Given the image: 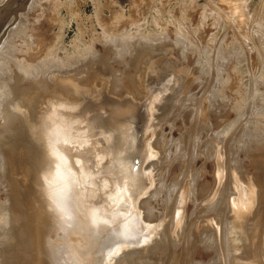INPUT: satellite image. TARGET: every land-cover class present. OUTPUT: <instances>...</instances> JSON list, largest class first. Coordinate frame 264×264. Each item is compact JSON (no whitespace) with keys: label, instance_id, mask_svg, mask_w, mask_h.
I'll use <instances>...</instances> for the list:
<instances>
[{"label":"rangeland","instance_id":"374dc122","mask_svg":"<svg viewBox=\"0 0 264 264\" xmlns=\"http://www.w3.org/2000/svg\"><path fill=\"white\" fill-rule=\"evenodd\" d=\"M32 12L33 17L16 22L15 28L9 35L7 48H2V53H0V91L2 90L0 92V107H2L0 108V114L2 113L0 126L6 128L9 124L11 128L17 126V119L12 120L14 125L11 122L8 124L3 121V115L7 119L8 114H14L8 101L10 97L6 96V91H9L7 88L16 89L17 93L23 91L22 97H25L27 88L24 87L37 83L39 72H50V70L51 72L56 71V73L47 75L44 80L56 83V89L70 86L71 93L83 97L77 104L78 109L69 115L78 113L77 116H84L86 110H89L87 118L90 120L88 123L93 133L92 136L97 137L98 135V127H100L102 116L105 114L107 101H111L115 105V110H120L125 106L124 100L135 103L134 106L138 110V114L143 115V119L140 118L142 120L140 125L144 127L140 133L135 134L133 141L137 146L135 152H138V147L142 149L139 157H136L137 161L134 167L141 171L139 182H143L145 187L131 201V197L125 196L120 185L111 187L108 181H104L108 175L104 171L105 160L109 159L107 158L108 154L105 157L100 154L97 162L93 165V171H86L83 168L81 156L74 155L75 150H73L84 145V137L81 132L77 135L70 133L65 135V137L67 136L64 138L66 142L74 141V143L70 144L69 142V144L63 145V151L67 150L68 156H71L72 167H68L63 159L60 169L66 179L68 176L72 178L73 186L78 184V190L72 193V204L74 205V219L79 223L77 227H74L76 229L70 226L72 232L64 231L66 238L60 240V236H56L57 241L52 243L55 245V250L62 253L65 262L68 264H161L163 261L165 264H175L181 250L189 251L191 249L194 251L190 258L185 250L183 253L187 256L180 254L182 257H179V260L183 259V264H226L227 262V264H264V200L260 203L262 206L259 205L260 208L256 211H259L258 214H255L257 209V207L255 209L257 203L255 195L251 201L252 207L239 210L236 213L230 205L224 206L223 211L218 205L214 208L213 201L215 202L218 196L224 194L225 191L222 183H229L233 178L230 176L231 180L227 176L229 179L226 181V168H224L226 162L223 157L218 154L220 159L215 155L214 162H211L213 156L209 154L210 151L208 152L209 149L212 151L214 146L219 147V150H224L225 146L229 145V142H226L230 139L228 137H231L229 133L234 132L237 136V145L232 146L236 148L237 160L235 161H238V167H240L246 161L247 150L250 147L243 145L240 141L244 142L246 136L256 142L264 139V129L259 128L264 124V0H35L29 7L27 15ZM34 29L39 30L35 31ZM40 31L45 40L38 38L42 37ZM32 32L33 34H31ZM38 32L40 33L37 34ZM40 40L46 41L45 44L42 42L43 46ZM187 41L189 42L187 43ZM39 42L40 44H38ZM195 45L202 49H198ZM220 50H223L222 53ZM145 52L146 55H144ZM233 54L236 56L234 57ZM52 57L58 61L53 60ZM215 57L217 58L215 59ZM227 58L233 62H235L234 59H237L236 62L240 61L234 63L236 73L234 70L232 71L234 75L228 73L229 78L225 76L226 71H223L222 74L218 68L225 62L223 67L226 65L228 67L229 60ZM232 61H230L231 64ZM25 62L28 63L25 64ZM42 65L45 66V69L41 67ZM30 66L31 68H29ZM215 66L216 69H214ZM34 74H37V77ZM219 75H224L226 79L231 80L226 81ZM215 76L218 79H215ZM235 77H237L236 83ZM8 80L12 82L11 85L7 84ZM61 80H65V82L61 84ZM118 81L122 85L120 88L118 87L120 90L115 86ZM218 81L222 82L224 85L222 87L225 89L219 90L220 93H215L213 92L214 88L221 86L219 84L217 87L215 86ZM16 82L17 86L14 84V87L13 83ZM123 85H130L128 90L136 91L132 93L131 90H126L127 87H123ZM230 85L233 87L236 85V90L240 93L235 90L238 95L234 94L233 87ZM116 89L119 90L118 94ZM231 90V94L237 95L234 97L237 103L236 111L234 112L231 108L232 102L227 101V105L230 104L232 111H226L224 114L222 109L216 110L217 104L222 100L221 92L225 93L224 97L227 94V97L230 98L232 95L228 93ZM226 91L228 92L226 93ZM4 94L5 97H3ZM209 97H214L216 100L213 99L214 106L212 103L211 108L207 107L208 111L210 110L214 114L210 113L207 118L205 113L203 118L197 111L201 112L202 105ZM219 97L220 100H218ZM12 98L15 100L16 96ZM19 98L13 102L18 106H20ZM44 98L50 109L53 99L47 96ZM131 98L136 101L132 102ZM231 98L235 100L233 97ZM5 102L9 103L6 105ZM59 105L74 106L66 103ZM227 105H225L224 111L229 108ZM194 110L197 115L193 113ZM46 114L47 112L40 116V123L44 121ZM192 114L198 118L196 117L195 120ZM218 114L220 119L214 118L218 117ZM226 116L227 119H225ZM216 120L219 121L216 122ZM229 123L232 125V130L229 129L230 125H227ZM43 124V133L47 135L46 123ZM224 125H227V130L230 132L228 131V137L225 135L223 142H220ZM256 125V130H254L253 127ZM81 126L84 127L85 123ZM3 133H0V137H5ZM81 140L83 141L81 142ZM157 142H159V146ZM219 143L221 144L219 145ZM258 155H253L252 158ZM262 155L264 156V153L260 154L258 158ZM225 157L227 159L228 155ZM228 158L230 161L233 160L230 159V156ZM230 161L228 162L231 166L230 170L236 172V175L239 173L241 178L239 182L245 187L246 185L242 183H245L244 179L250 175H247L246 171H237V163L234 160ZM220 166L223 167V170L222 167L219 168ZM247 170L256 173L255 169L247 168ZM218 173L221 181L214 185L211 176L214 174L216 178ZM198 175L200 181H202V177L209 180L207 189H204L205 192L199 190L197 193L198 196H204L202 198L194 197L192 200L191 190L187 187L182 212L175 219L174 211H169V209L174 208L172 203H175V199L180 193L181 181L183 183V180H187L188 185ZM236 175L234 178H238ZM79 178L80 181L77 182ZM221 188L222 193H220ZM71 190L72 188L67 186V192H58L57 197H67ZM77 194L78 199H76ZM148 200L151 203L149 208L153 218L146 217L145 219L143 203L147 201L146 203L149 205ZM58 207L63 208L59 201ZM209 207H212L213 212H207ZM153 212L157 213L155 217ZM208 214L211 216L208 217ZM253 214L258 217L254 219V224L251 222ZM125 215L129 216L127 220ZM219 217L221 221L218 220ZM243 217H246V222L242 220ZM248 218L251 220L249 221ZM256 220L258 224H256ZM129 222L134 225L133 232L130 230L129 233L123 235V228L130 224ZM223 222L228 223L225 225L228 234L224 237L227 246H224L221 236V223ZM252 224L258 225L257 229ZM140 226L145 230H142ZM250 226L253 228L251 229ZM61 231L63 232V230ZM249 231L252 232L249 233ZM247 234L250 236H248L249 239L255 238L253 242L257 247V252H255V247L252 250L253 242L245 237ZM252 235L253 237H251ZM46 238L47 236H44L42 245H47L44 251H50L49 258L53 260L55 251L53 250L51 253V250L54 249V246L50 244L51 238ZM211 245L215 247L211 248ZM169 248L172 250L166 251ZM183 256L188 259H185L187 262Z\"/></svg>","mask_w":264,"mask_h":264},{"label":"bare ground","instance_id":"6f19581e","mask_svg":"<svg viewBox=\"0 0 264 264\" xmlns=\"http://www.w3.org/2000/svg\"><path fill=\"white\" fill-rule=\"evenodd\" d=\"M236 6H237V4H236ZM243 7V6H242ZM35 30V29H34ZM34 30H31V31H34ZM37 30V29H36ZM35 30V31H36ZM39 30V29H38ZM37 30V31H38ZM41 32V31H40ZM40 32H38L37 34H39ZM186 32V31H185ZM179 33V32H178ZM31 34H33V32L31 33ZM176 34V33H175ZM182 34V33H181ZM193 34V33H192ZM264 34V33H263ZM27 35V34H26ZM41 36H42V32H41V34H40ZM44 35H45V33H44ZM165 35V34H164ZM28 36H29V34H28ZM27 36V37H28ZM34 36V35H33ZM35 36H37V35H35ZM46 36V35H45ZM48 36V35H47ZM176 36V35H175ZM190 36V35H189ZM264 36V35H263ZM21 37V36H20ZM24 37V36H23ZM153 37H155V36H153ZM195 37V36H194ZM14 38H16V37H14ZM38 38H40V39H44V37L42 36V37H38ZM38 38H37V40H38ZM46 38V37H45ZM27 39V38H26ZM29 39V38H28ZM27 39V40H28ZM161 39V38H160ZM176 39H177V36H176ZM175 39V40H176ZM184 39V38H183ZM182 39V40H183ZM187 40H188V37L186 38ZM185 39V40H186ZM211 39V38H210ZM36 40V39H35ZM45 40V39H44ZM47 40V39H46ZM120 40V39H119ZM217 40V39H216ZM222 40V39H221ZM116 41V40H115ZM193 41V40H192ZM191 41V42H192ZM202 41V40H201ZM201 41H198L199 43L201 42ZM213 41V40H212ZM24 42V41H23ZM36 42V41H35ZM40 42H41V45H42V42L43 41H41L40 40ZM40 42L38 43V44H40ZM46 42V41H45ZM45 42H43L44 44H45ZM51 42V41H50ZM49 42V43H50ZM126 42H128V41H126ZM167 42V41H166ZM177 42V41H176ZM183 42H184V40H183ZM186 42V41H185ZM189 41H187V43H188ZM196 42V41H195ZM205 42V41H204ZM207 42V41H206ZM209 42H210V40H209ZM214 42V41H213ZM221 42V41H220ZM193 43V42H192ZM211 43V42H210ZM43 44V45H44ZM130 44V43H129ZM147 44V43H146ZM196 44V43H195ZM205 44V43H204ZM216 44V43H215ZM263 44H264V42H263ZM42 45V46H43ZM123 45H124V43H123ZM127 45V44H126ZM188 45V44H187ZM200 45V44H199ZM198 45V46H199ZM221 45V44H220ZM234 45V44H233ZM232 45V46H233ZM39 46V45H38ZM51 46V45H50ZM89 46V45H88ZM145 46V45H144ZM149 46V45H148ZM196 46V45H195ZM204 46V45H203ZM215 46H217V45H215ZM264 46V45H263ZM262 46V47H263ZM40 47V46H39ZM91 47V46H90ZM156 47H158V46H156ZM191 47V46H190ZM197 47V46H196ZM202 47V46H201ZM219 47V46H218ZM217 47V48H218ZM234 47V46H233ZM232 47V48H233ZM28 48V47H27ZM108 48V47H107ZM112 48V47H111ZM131 48V47H130ZM147 48H149V47H147ZM183 48V47H182ZM198 48V47H197ZM200 48V47H199ZM198 48V49H199ZM221 48V47H220ZM231 48V47H230ZM239 48V47H238ZM241 48H242V46H241ZM143 49V48H142ZM153 49V48H152ZM155 49V48H154ZM153 49V50H154ZM192 49H194V48H192ZM200 49H202V48H200ZM233 49H235V48H233ZM232 49V50H233ZM49 50V49H48ZM51 50V49H50ZM88 50V49H87ZM103 50V49H102ZM148 50V49H147ZM157 50V49H156ZM159 50V49H158ZM227 50V49H226ZM230 50V49H229ZM231 50V51H232ZM235 50H237V49H235ZM9 51V50H8ZM44 51H46V50H44ZM94 51V50H93ZM143 51V50H142ZM145 51H146V49H145ZM149 51V50H148ZM221 51V53H222V51L223 50H220ZM238 51V50H237ZM237 51H235V52H237ZM262 51V50H261ZM196 52V51H195ZM202 52V50L200 51V53ZM211 52H212V50H211ZM241 52V51H240ZM9 53V52H8ZM89 53V52H88ZM142 53V52H141ZM144 53V52H143ZM142 53V54H143ZM151 53V52H150ZM193 53V52H192ZM226 53H228V52H226ZM45 54V53H44ZM48 54H49V52H48ZM47 54V55H48ZM94 54V53H93ZM140 54V53H139ZM194 54V53H193ZM192 54V55H193ZM216 54V53H215ZM237 54V53H236ZM8 55V54H7ZM89 55V54H88ZM141 55V54H140ZM144 55H146V52H145V54ZM211 55V54H210ZM210 55H209V57H210ZM224 56H225V54H223ZM234 55V54H233ZM76 56V55H75ZM74 56V57H75ZM87 56V55H86ZM142 56V55H141ZM221 56V55H220ZM228 56H230V55H228ZM232 56V55H231ZM236 55H234V57H235ZM244 56V55H243ZM7 57V56H6ZM14 57V56H13ZM73 57V56H72ZM79 57H81V56H79ZM83 57V56H82ZM81 57V58H82ZM91 57V56H90ZM94 57V56H93ZM143 57V56H142ZM212 57V56H211ZM233 57V58H234ZM240 57V56H239ZM261 57V56H260ZM64 58V57H63ZM76 58V57H75ZM85 58H87V57H85ZM100 58V57H99ZM217 57H215V59H216ZM225 58V57H224ZM52 59H53V57H52ZM207 59V58H206ZM205 59V60H206ZM223 59V58H222ZM231 59H232V57H231ZM229 60V58H227V60H229V64H228V67H229V65L231 64L230 63V61H232V60ZM243 59V58H242ZM41 60V59H40ZM44 60H45V58H44ZM53 60H57V59H53ZM53 60H52V62H53ZM77 60V59H76ZM99 60V59H98ZM237 60V59H236ZM236 60L234 59V61L235 62H233L232 61V64L230 65V68L228 69V67H223L224 66V64L226 63H222V65H220L221 67H218L219 68V71H221L222 72V74H223V71H226V77H228L229 76V74L230 73H234L235 72V70H234V63L236 64V63H238V62H240V61H237L236 62ZM239 60V59H238ZM50 61V60H49ZM58 61V60H57ZM75 61V60H74ZM86 61V60H85ZM100 61V60H99ZM206 61H208V60H206ZM213 61H214V59H213ZM23 62V61H22ZM21 62V63H22ZM69 62V61H68ZM98 62V61H97ZM17 63V62H16ZM26 63H28V62H25V64ZM31 63V62H30ZM62 63H64V62H62ZM67 63V62H66ZM90 63V62H89ZM94 63V62H93ZM103 63V62H102ZM221 63V62H220ZM35 64H37V63H35ZM59 64H61V63H59ZM58 64V65H59ZM82 64V63H81ZM88 64V63H87ZM92 64V63H91ZM207 64H209V63H207ZM214 64H217V63H214ZM3 65V64H2ZM22 65H24V64H22ZM28 65V64H27ZM33 65V64H32ZM46 65V64H45ZM69 65V64H68ZM94 65V64H93ZM212 65V64H211ZM29 66V65H28ZM63 66V65H62ZM237 66V65H236ZM38 67V66H37ZM41 67H43L44 69H45V66H41ZM79 67V66H78ZM105 67V66H104ZM214 67V66H213ZM213 67H209V68H213ZM25 68V67H24ZM29 68H31V66L29 67ZM34 68H35V66H34ZM60 68V67H59ZM63 68V67H62ZM90 68V67H89ZM223 68H224V70H223ZM226 68V69H225ZM236 68H238V67H236ZM43 69V70H44ZM208 69V68H207ZM214 69H216V66H215V68ZM213 69V70H214ZM228 69V70H227ZM3 70V69H2ZM23 70V69H22ZM25 70V69H24ZM32 70H34V69H32ZM39 70V69H38ZM64 70V69H63ZM83 70V69H82ZM218 70V69H217ZM234 70V72H232ZM29 70H27V72H28ZM61 71V70H60ZM78 71H80V70H78ZM17 72V71H16ZM26 72V71H25ZM26 72V74L28 75V73ZM30 72V71H29ZM50 72H51V70H50ZM56 72V71H55ZM62 72V71H61ZM69 72V71H68ZM178 72V71H177ZM33 73V72H32ZM36 73V72H35ZM59 73V72H58ZM63 73V72H62ZM81 73V72H80ZM80 73H78V74H80ZM229 73V74H228ZM236 73V72H235ZM238 73V72H237ZM6 74V73H5ZM25 74V73H24ZM25 74V75H26ZM221 74V73H220ZM221 74V75H222ZM21 75V74H20ZM24 75V76H25ZM26 75V76H27ZM35 75V74H34ZM37 75V74H36ZM35 75V76H36ZM216 75H217V73H216ZM221 75H219V76H221ZM224 75L223 76H221V77H223V79L225 78L226 79V77H224ZM228 75V76H227ZM234 75V74H233ZM77 76V75H76ZM212 76V75H211ZM236 76V75H235ZM37 77V76H36ZM207 77V76H206ZM233 77V76H232ZM232 77H230V78H232ZM17 78V77H16ZM229 78V77H228ZM236 78L237 77H235V79H234V81H235V83H236ZM264 78V77H263ZM35 79V78H34ZM213 79V78H212ZM215 79H218L216 76H215ZM222 79V80H223ZM224 79V80H225ZM30 80V79H29ZM36 80V79H35ZM223 80V81H224ZM231 80V79H230ZM230 80H228V79H226V81H230ZM233 80V79H232ZM27 81V80H26ZM25 81V82H26ZM34 82V81H33ZM65 82V80H61L60 81V83L61 84H63ZM122 82V81H121ZM134 82H135V80H134ZM221 82V81H220ZM220 82L218 81V82H216V84H215V86L217 87V84H219V85H221V86H219V88H214V90L215 91H213V92H219V90H221V91H223V88L224 87H222V86H224V85H222V82H221V84H220ZM264 82V81H263ZM10 83H12V82H10L9 80H8V82H7V84L8 85H11ZM117 83V82H116ZM128 83V82H127ZM214 83V82H213ZM225 83V82H224ZM14 84H16V86H17V82L16 83H13V86L15 87V85ZM22 84H23V82H22ZM124 84V83H123ZM230 84H231V82H230ZM234 84V83H233ZM20 85V84H19ZM66 85V84H65ZM65 85H63V86H65ZM70 85V84H69ZM229 85V84H228ZM237 85V84H236ZM236 85H234V87H233V85L231 86V87H233L232 88V90H234V94H237L239 91H237L236 90V88H237V86ZM6 86V85H5ZM115 86H116V88L117 89H119L120 88V86H122V85H120L119 84V81H118V83L117 84H115ZM114 86V87H115ZM127 87L126 88V90H128L129 88H130V85L129 86H127V85H123V87ZM227 86V85H226ZM9 87V86H8ZM119 87V88H118ZM131 87H133V86H131ZM210 87V86H209ZM220 87H221V89H220ZM250 87V86H249ZM6 88H7V86H6ZM20 88V87H19ZM24 88H27L28 89V86L26 85ZM73 88V87H72ZM122 88V87H121ZM211 88V87H210ZM229 88V87H228ZM240 88V87H239ZM7 89H9V91L7 92L6 91V96L7 97H10V99L14 96H16V98H15V100H17L18 98H19V96H20V93H17V90L16 89H11V88H7ZM6 89V90H7ZM116 89V91H118L117 92V94L119 93V90H117ZM123 89V88H122ZM121 89V90H122ZM125 89V88H124ZM209 89V88H208ZM207 89V90H208ZM225 89V88H224ZM231 89V88H230ZM5 90V89H4ZM3 90V91H4ZM16 92H15V91ZM21 90V89H20ZM72 90V89H71ZM131 91H132V89H130ZM130 90H128V91H130ZM133 90H134V88H133ZM210 90V89H209ZM213 90V89H212ZM232 90L231 91H229V93L228 94H231V92H232ZM235 90L237 91V93H235ZM2 91V90H1ZM0 91V92H1ZM73 91H76L75 89H73ZM72 91V92H73ZM134 91H136V90H134ZM134 91H132V93L134 92ZM225 91V90H224ZM240 91H241V89H240ZM23 92V91H22ZM213 92H211V93H213ZM228 91H226V93H227ZM210 93V92H209ZM214 93V94H215ZM220 93V92H219ZM222 93V95H223V97H222V95H221V97H222V100H220L221 98L219 97V99L218 100H220L219 101V103L217 104V106H218V108L216 109V110H218V109H222L223 110V113L224 114H226V111H236V98H234L235 96L237 97V95H233V94H231L232 96L231 97H233L235 100H233L231 97L229 98V97H227L228 95L226 94V96L224 97V94L225 93H223V92H221ZM240 93V92H239ZM1 94V93H0ZM18 94V95H17ZM212 96V95H211ZM253 96V95H252ZM3 97H5V94H4V96ZM7 97H6V99H7ZM25 97H26V95H25ZM216 97H217V94H216ZM251 97V96H250ZM263 97H264V95H263ZM20 99V98H19ZM138 99V98H137ZM214 99V97L212 98V97H209V98H207V102L205 101L204 103L205 104H203L202 105V107H201V112H198L197 111V113H200V116H202L203 118H204V116H205V113H206V117L208 118L209 116H210V113H213V112H211L210 110L208 111V109H207V107L208 108H211V104H212V106H214V102L216 101L215 99V101L213 100ZM264 99V98H263ZM15 100H13V102L15 101ZM131 100H132V102H135L136 100H134L133 98H131ZM232 100V101H231ZM9 101V100H8ZM51 101V100H50ZM202 101V100H201ZM230 101V103L232 102V106H231V108H232V110H231V108H230V104H229V106L227 105V103ZM108 102V104L106 105V109H105V114L102 116V121H101V125H100V127H98L99 129H98V135H97V137L96 136H92L91 134H93L92 132H91V129H90V127H89V123L88 122H90V120L87 118V115H88V113H89V110H86V113H85V115L84 116H82V115H80V116H77L76 114H78V113H74V114H71V115H69V113H71V112H74V110H76V109H78V105H76V106H72V107H66V106H64V105H59V104H55L54 105V103L50 106V109H49V111H47V114H46V116L44 117V121L42 122V123H40L41 124V126H42V128H44V122L46 123V128H47V132H48V134L46 135V133H43V135H44V137H45V139H46V141H47V143H48V145H49V151H50V154L51 155H55V156H57L59 159H64L65 160V162H66V165L68 166V167H72L71 166V162H72V159H71V156L69 155L68 156V151L67 150H65V151H63V145H65V144H69V142H70V144L71 143H74V141H72V140H69V141H65L64 140V138H67V136L65 137V135H67V134H72V135H77V134H79V132H81V135L84 137V145L83 146H81V148H75V149H73V150H75V153H74V155L76 154V155H80L81 156V160H82V163H83V168L86 170V171H93V165H94V163H96L97 162V160H98V156L101 154V155H103L104 157L108 154V157L107 158H109L108 160H105L106 161V163H105V169H104V171L106 172V173H108V175H106V178L104 179V181H108L109 182V184L111 185V187H113L114 185L116 186H121L122 188H123V190H124V192H125V196H127V198H130V201H131V199L133 198V197H135L137 194H139V193H141L140 191L141 190H143L142 188L143 187H145V186H143V182H139V177H140V174H141V171H139V169H135V167L134 166H136V161H137V158L136 157H139V153H141V148H139L138 147V152H135V151H137V146H136V144H134L135 143V141H133V139L135 138L134 136H135V134H137L138 132L140 133L141 132V130H142V128L144 127V126H141L140 125V121H142L140 118H142V116L140 115V114H138V110L135 108V106H134V104L133 103H131V102H127L126 100H124L123 102L124 103H126L125 104V106L122 108V109H120V110H115V105L114 104H112L111 103V101H107ZM7 102H5V104H6ZM9 103V102H8ZM7 103V104H8ZM222 103V104H221ZM5 104H4V106H5ZM6 104V105H7ZM133 104V105H132ZM141 104V103H140ZM207 104H209V105H207ZM225 105H227L229 108H230V110H228V109H225V111H224V108L226 107ZM244 105V104H243ZM249 105H251V104H249ZM3 106V107H4ZM216 106V105H215ZM216 106V107H217ZM248 106V105H247ZM7 107V106H6ZM143 107H144V105H143ZM245 107V106H244ZM0 108H2V107H0ZM138 108V107H137ZM200 108V107H199ZM214 109H215V107H213ZM139 109V108H138ZM213 109V110H214ZM67 110V111H66ZM68 110H70L69 112H68ZM197 110V109H196ZM196 110H194V112L193 113H195V115H197V113H196ZM200 111V110H199ZM244 111V110H243ZM67 112H68V114H67ZM145 112V111H144ZM216 112V111H215ZM5 113H6V111H5ZM5 113H3V114H5ZM81 113V112H80ZM142 113H143V111H142ZM220 113H222V112H220ZM7 114V113H6ZM10 114H12V113H10ZM67 114V115H66ZM214 114V113H213ZM223 114V115H224ZM229 114V113H228ZM227 114V115H228ZM0 115H2V113L0 114ZM74 115H76V116H74ZM195 115H193L192 114V116H194L195 118V120H196V117L197 116H195ZM209 115V116H208ZM198 116H199V114H198ZM222 116V115H221ZM1 117V116H0ZM3 121H5V122H7L8 124L11 122V124H12V120L11 121H8V118L6 119L5 118V116L3 115ZM223 117V116H222ZM198 118V117H197ZM213 118V117H212ZM214 118H216V119H220V116H219V114H218V117L217 116H215ZM213 118V119H214ZM229 118V117H228ZM231 118V117H230ZM143 119V118H142ZM200 119V118H199ZM225 119H227V116H226V118ZM212 120V119H211ZM210 120V121H211ZM0 121H1V119H0ZM193 121V120H192ZM217 121H219V120H216V122ZM222 121V120H221ZM144 122V121H143ZM215 122V121H214ZM213 122V123H214ZM225 122V121H224ZM231 122V121H230ZM13 123H14V121H13ZM83 123H85V126L83 127V126H81ZM222 123H223V121H222ZM5 124V123H4ZM263 124V123H262ZM12 125H14V124H12ZM211 125V124H210ZM227 125H230V123L229 124H227ZM226 125V126H227ZM232 125H234V122H232ZM232 125H230V127L231 128H229V129H231L232 130ZM225 126V125H224ZM224 127V129H223V132H222V134L220 135V137H222V139H221V141L220 142H223V139L225 138V135H227V133H229L230 132V130H227L228 129V127ZM14 127V126H13ZM256 127H257V125L256 126H254L253 127V129L254 130H256ZM11 128V125L9 124V126L6 128L5 126H0V130H2V129H4V130H7V129H10ZM261 130H263L264 129V124H263V127L261 126V127H259ZM229 131V132H228ZM1 132H3V131H0V133ZM234 133V132H233ZM231 134V132L229 133L230 134V136L231 137H228V135H227V137L228 138H230V139H228V140H226V142L228 141L229 142V145L228 146H225V149L224 150H219V147H217V146H214V147H212V151L209 149L208 150V152L210 151L211 153H209V154H212V156H213V158H211V159H213V161H211V162H214V159H215V155H217L218 157H219V155L218 154H220L222 157H223V159H224V161L226 162V166L224 167V168H226V181H227V179H229L228 177H232L233 178V180H232V178L230 177V179L232 180L231 182L229 181V183H222V187H223V189L225 190L224 191V194H220V193H222L223 191H222V188H221V192L219 193L220 194V196H218V198H217V200L214 202L213 201V204H215V206H214V208L216 207V205H218L219 206V208L222 210V208H224V206L225 207H227L228 205H230L232 208H234V212L236 213V212H238L239 210H242V209H245V208H248V207H252L253 206V204L251 203V201H252V199H253V197H254V195L255 196H257V203H256V205H255V209H256V207H257V209L255 210V212L258 210V208H260V206H262V205H260V203H262L263 201L262 200H264V156H263V159H262V156H260V158H258V156L260 155V154H263L264 153V139H262V140H259V141H255V140H252V139H250L248 136H246L244 139H245V141L244 142H241L240 141V143H242L243 145H249L250 147H248V150H247V157H246V161H244L243 163H245V164H241L240 165V167H238V161L236 162L235 160H237V158H236V154H235V149L236 148H234L236 145H237V136L235 135V133L234 134ZM4 134V133H3ZM190 136V135H189ZM74 137V136H73ZM72 137V138H73ZM219 137V136H218ZM218 137H217V139H218ZM76 138V137H75ZM75 138H73V139H75ZM77 139V138H76ZM75 139V140H76ZM140 139V138H139ZM67 140V139H66ZM141 140V139H140ZM231 140V141H230ZM83 140H81V142H82ZM142 141V140H141ZM225 141V140H224ZM79 142V141H78ZM212 142V141H211ZM227 142V143H228ZM161 143V142H160ZM221 143H219V145H220ZM157 145L159 146V142H157ZM234 147H233V146ZM192 146V145H191ZM79 147V146H78ZM134 147V148H133ZM53 148V150H55V152H52L51 151V149ZM74 148V147H73ZM189 149V148H188ZM191 149V148H190ZM194 149V148H193ZM158 150V149H157ZM146 151V150H145ZM156 151V150H155ZM222 151V152H221ZM207 152V153H208ZM263 152V153H262ZM144 153V152H143ZM188 153H189V151H188ZM137 154V155H136ZM259 154V155H258ZM228 155V157L230 156V159L232 160H234L236 163H237V171H246V174L247 175H250L248 178H245L244 179V182L245 183H242V184H245L246 186L244 187L243 185H241V183L239 182V180H241V178H240V176L238 175V178H234L235 177V173L236 172H232L231 170H230V163L228 164V162L230 161L229 160V158L227 157V159H226V157L225 156H227ZM253 155H258L257 157H253L252 158V156ZM209 156V155H208ZM188 157V156H187ZM218 157H216L217 159H219ZM205 158V157H204ZM252 158V159H251ZM221 159V158H220ZM195 160V159H194ZM229 160V161H228ZM233 160L232 161H230V162H233ZM206 161V160H205ZM223 161V160H222ZM222 161H220V162H222ZM73 162H75V161H73ZM201 162V161H200ZM210 162V161H209ZM217 162H219V161H217ZM234 162V163H235ZM81 163V161L79 162V164ZM196 163V162H195ZM202 163V162H201ZM104 164V163H103ZM207 164V163H206ZM233 164V163H232ZM60 165H62V164H60ZM213 166H214V169H215V164L213 163L212 164ZM211 165V168L213 167ZM220 165H221V163H220ZM222 165H223V163H222ZM234 165V164H233ZM190 166V165H189ZM193 166V165H192ZM200 166V165H199ZM234 166H236V165H234ZM197 167H198V165H197ZM222 166H220L219 168H221ZM102 168V167H101ZM205 168V167H204ZM245 168V170H243ZM247 168H252V169H255L256 170V173H252L251 171L249 172L248 170H247ZM189 168H187V170H188ZM199 169V168H198ZM202 169V168H201ZM213 169V170H214ZM232 169V168H231ZM206 170V169H205ZM222 170H223V167H222ZM235 170H236V168H235ZM189 171V170H188ZM204 171V170H203ZM101 172V171H100ZM192 172V171H191ZM197 172H198V170H197ZM205 172V171H204ZM219 173H220V170L218 171ZM232 172V173H231ZM73 173H74V171H73ZM73 173H69V174H73ZM90 173V172H89ZM88 173V174H89ZM188 173V172H187ZM187 173L185 174L186 176H187ZM196 173V172H195ZM199 173H200V171H199ZM213 173V172H212ZM219 173L217 174V176H216V178L214 177V174H213V176H211V178L214 180V183L212 182V184H214V185H216L217 183L219 184V182L221 181V177H219ZM223 173V175H225L224 174V172H222ZM99 174V173H98ZM100 174H102V173H100ZM206 174V173H205ZM210 174V173H209ZM233 175V176H232ZM236 175V176H237ZM186 176H184V177H186ZM197 176V175H196ZM228 176V177H227ZM144 177V176H143ZM142 177V178H143ZM205 178V177H204ZM147 179V178H146ZM184 179V178H183ZM202 179V181H200L199 180V175H198V177H196L195 178V180H192V181H190V183L187 185V183H186V181L187 180H183V183H182V181H181V187H179L180 188V193H179V195H178V197L175 199L176 201H175V203H172V207L174 206V208L173 209H169V211L171 210H173L174 211V217H175V219L176 218H178V216H179V214L182 212V206H183V204H184V201H185V198H186V188L187 187H189V189L191 190H189L190 191V197L191 196H193V198H192V200L194 199V197L195 198H202L201 197V195H199L198 196V192H199V190H202V192H205V188H206V186L207 185H209V180L208 179H203V177L201 178ZM148 180V179H147ZM212 180V181H213ZM78 181H80V178L77 180V182ZM200 181V182H199ZM72 178H70L69 176L67 177V179H66V186H69V187H71L72 188V190H71V192H70V194L69 195H67V197H64V198H62V197H60V198H58V201H59V203L60 204H62V207L64 208V217H70V223H78V221L76 222L75 221V219H74V205L72 204L73 203V192L74 191H76V190H78V188H77V183L73 186L72 185ZM192 182V183H191ZM145 183V182H144ZM231 183V184H230ZM180 184V183H179ZM227 184H228V186H227ZM178 185V184H177ZM176 185V186H177ZM213 185V186H214ZM176 186H174V187H176ZM178 186H180V185H178ZM226 186H227V188H226ZM209 187V186H208ZM216 187V186H215ZM218 187V186H217ZM188 189V188H187ZM207 189V188H206ZM211 189V188H210ZM227 189V190H226ZM157 190V189H156ZM176 190H178V189H176ZM204 190V191H203ZM218 189L216 188V191H217ZM210 191V190H209ZM188 192V191H187ZM201 192V193H202ZM213 192H214V190H213ZM175 193V192H174ZM178 193V192H177ZM196 195H197V197H196ZM217 195H218V193H217ZM189 196V195H188ZM212 196V195H211ZM153 197V196H152ZM208 197V196H207ZM79 198V196H78V194H77V197H76V199H78ZM190 198V199H191ZM189 199V200H190ZM205 199V198H204ZM172 200V199H171ZM192 200H190V201H192ZM206 200V199H205ZM196 201H197V199H196ZM147 201H145L144 203H143V210H144V213H143V215H145L144 217H145V219H146V217L148 218V219H150L149 217H152V212H151V209L149 208L150 207V200H148V202H149V205H147L148 203H146ZM174 202V201H173ZM159 203V202H158ZM192 203H194V202H192ZM212 203V202H211ZM224 203V205H222ZM168 204V203H167ZM191 204V203H190ZM210 204V203H209ZM158 205V204H157ZM227 205V206H226ZM260 205V206H259ZM169 206H171V205H169ZM213 206V205H212ZM155 207V206H154ZM204 207V206H203ZM218 208V207H217ZM262 208V207H261ZM157 209V208H156ZM168 209V208H167ZM202 210V209H201ZM205 210V209H204ZM214 210V209H213ZM220 210V211H221ZM155 211V210H154ZM168 211V212H169ZM172 211V212H173ZM188 211V210H187ZM206 211V210H205ZM212 211V207H209V208H207V212H211ZM216 211V210H215ZM223 211V210H222ZM221 211V212H222ZM201 212H203V211H201ZM200 212V213H201ZM213 212V211H212ZM253 212H254V210H253ZM254 212V213H255ZM259 212V211H258ZM258 212H256L255 214H258ZM261 212V211H260ZM215 213V212H214ZM153 214H154V212H153ZM157 213H155L154 214V217H155V215H156ZM250 214V213H249ZM255 214H253V218L251 217V219H252V223L254 224L255 222H253L254 221V219L256 218H258V217H256L257 215H255ZM169 215H173V214H169ZM221 215V214H220ZM236 215V214H235ZM201 216V215H200ZM209 216H211V215H209L208 214V217ZM213 216V215H212ZM259 216V215H258ZM125 217H126V220L128 219V215L126 216L125 215ZM140 217V216H139ZM130 218H132V217H130ZM153 218V217H152ZM212 218V217H211ZM216 218V217H215ZM218 218V217H217ZM230 218H232V217H230ZM236 218V217H235ZM244 218V219H243ZM242 218V220H245L244 222H246L247 220L245 219L246 217H243ZM171 219V218H170ZM207 219V218H206ZM210 219V218H209ZM249 219V221L251 220L250 218H248ZM205 220V219H204ZM218 220H220V217H219V219ZM235 219L233 218V221H234ZM133 221V220H132ZM135 221V220H134ZM209 221H211V220H209ZM216 221H217V219H216ZM221 221V220H220ZM248 221V222H249ZM125 222V221H124ZM205 222H206V220H205ZM218 222V221H217ZM130 224H127L124 228H123V235L124 234H127V233H129V231L131 230L132 231V229L134 228V225L132 224V222H129ZM147 224H148V222H146ZM145 223V224H146ZM173 223V222H172ZM207 223V222H206ZM225 223V224H224ZM220 224V223H219ZM226 224H228V223H226V222H223V223H221V225H222V228H221V232H222V237H223V240H224V242H223V244H225L224 246H227L228 244L226 243V240H225V235L226 234H228L227 233V231L226 230H228L226 227H225V225ZM252 224V225H253ZM256 224H258L257 223V220H256ZM256 224L255 225H253L256 229H257V226H256ZM139 225V224H138ZM203 225V224H202ZM201 225V226H202ZM70 226L71 227H77L78 226V224H70ZM111 226V225H110ZM147 226V225H146ZM198 226V225H197ZM200 226V225H199ZM204 226V225H203ZM202 226V227H203ZM166 227V226H165ZM210 227V226H209ZM231 227V226H230ZM251 227V229L253 228L252 226H250ZM140 228H142V230L144 229V227H141L140 226ZM188 228V227H187ZM191 228V227H190ZM195 228V227H194ZM201 228V227H200ZM199 228V229H200ZM211 228V227H210ZM229 228V227H228ZM74 229H76V228H74ZM185 229V228H184ZM204 229V228H203ZM240 229V228H239ZM238 229V230H239ZM250 229V228H249ZM141 230V231H142ZM145 230V229H144ZM188 230V229H187ZM191 230V229H190ZM193 230V229H192ZM233 230V229H232ZM254 231V230H253ZM133 232V231H132ZM187 232V231H186ZM252 231H249V233H251ZM255 232H256V230H255ZM63 234H64V236H65V232H64V230H63V232H62ZM188 233V232H187ZM247 233V232H246ZM253 234V233H252ZM136 235V234H135ZM249 235L247 234V236H245V237H248ZM134 237V236H133ZM250 237V236H249ZM249 237H248V239H249ZM251 237H253V235L251 236ZM62 238H64V237H60L59 239L60 240H62ZM184 238V237H183ZM189 238V237H188ZM46 239H48V237L46 238ZM58 239V238H57ZM57 239H56V241H57ZM245 239H247V238H245ZM249 240H251V238L249 239ZM44 241V240H43ZM51 243L50 244H52L53 242H55V240H53V239H50L49 240ZM188 241V240H187ZM252 242L253 241H255V238L253 239V240H251ZM183 243V242H182ZM182 243H180V244H182ZM213 243V242H212ZM251 243V242H250ZM179 244V245H180ZM185 244V243H184ZM189 244V243H188ZM227 244V245H226ZM187 245V244H186ZM193 245V244H192ZM255 245H256V243H255ZM52 246H54V249H52L51 250V253H52V251L54 250L55 251V257L53 256V260H52V258H51V261H52V263L53 264H68L67 262H65V258L63 257V255H62V253L61 252H59L58 250H55V245H53L52 244ZM168 246V245H167ZM182 246V245H181ZM180 246V247H181ZM184 246V245H183ZM210 246V245H209ZM208 246V247H209ZM219 246V245H218ZM221 246V245H220ZM213 247H215L214 245L212 246L211 245V248H213ZM252 248V250H254V242H253V246H251ZM167 248V247H166ZM185 248V247H184ZM184 248H182V249H184ZM186 248H188V246H186ZM194 248H195V246H194ZM205 248V247H204ZM257 247H255V252H257L256 249ZM181 249V248H180ZM200 249V248H199ZM205 249H207V247L205 248ZM215 249V248H214ZM168 250H172V249H166V251H168ZM185 250V253L187 252V255H188V257L190 258L191 257V254H192V252L194 251H191V249L189 250V251H187L186 249H184ZM183 250V251H184ZM217 250V249H216ZM225 250H227V248H225ZM183 251L181 250V253L180 254H185V253H183ZM201 251V250H200ZM252 252V251H251ZM254 252V251H253ZM178 253V254H179ZM180 254H179V257L181 258L182 256H180ZM195 254V253H194ZM251 254V253H250ZM186 255V254H185ZM186 255V256H187ZM178 256V255H177ZM176 256V257H177ZM199 256H200V254H199ZM203 256V255H202ZM247 256V255H246ZM179 257L177 258V260H176V263L175 264H183L182 262V260L180 261L179 260ZM183 258H184V256H183ZM68 259V258H67ZM185 259H187V258H184V260ZM188 260V259H187ZM198 260V259H197ZM215 261V260H214ZM185 262H187L186 260H185ZM211 262V261H210ZM228 263V262H227ZM226 263V264H227ZM161 264H165V262H163L162 261V263ZM186 264V263H185Z\"/></svg>","mask_w":264,"mask_h":264},{"label":"water","instance_id":"95a60500","mask_svg":"<svg viewBox=\"0 0 264 264\" xmlns=\"http://www.w3.org/2000/svg\"><path fill=\"white\" fill-rule=\"evenodd\" d=\"M35 0H0V53L18 21L28 14ZM56 72H39L37 83L29 85L26 97L20 91V106L9 99L17 126L0 137V264H53L44 251V236L56 241L61 230L72 232L70 217L58 207V192H67L66 177L60 169L63 159L51 155L43 135L40 116L49 111L44 96L55 104L76 106L83 97L70 86L57 88L44 80Z\"/></svg>","mask_w":264,"mask_h":264}]
</instances>
